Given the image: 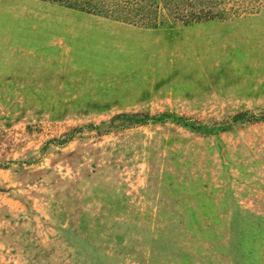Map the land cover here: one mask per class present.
Here are the masks:
<instances>
[{
	"label": "rangeland",
	"instance_id": "374dc122",
	"mask_svg": "<svg viewBox=\"0 0 264 264\" xmlns=\"http://www.w3.org/2000/svg\"><path fill=\"white\" fill-rule=\"evenodd\" d=\"M88 2L0 0V264H264V0ZM68 12L172 29L63 82L29 41Z\"/></svg>",
	"mask_w": 264,
	"mask_h": 264
},
{
	"label": "crops",
	"instance_id": "0c3cea01",
	"mask_svg": "<svg viewBox=\"0 0 264 264\" xmlns=\"http://www.w3.org/2000/svg\"><path fill=\"white\" fill-rule=\"evenodd\" d=\"M98 21L99 24L93 22V20L89 19L86 22H78L75 18L70 16V13H67L66 17H61L59 19L53 18H45L44 23L41 24V27H44V30L40 32L38 26L37 29V37L39 38V33H44L42 37V41H37V44H34L33 41L30 42V47L36 49L40 52L37 64L41 61L42 63V71L37 74L44 75L45 72L52 75H58L67 77L70 72H58L55 71L56 68L66 67V68H75L76 61L78 59V53H85V50H88L92 45V50L94 48L99 49H109V44H115V46L120 49L121 47L120 38L122 33L123 38H128L131 36V32L134 29L144 30V34L146 35H155L158 36L160 32L168 33L166 31H170L172 28H162V30L157 29L158 27H140L132 24L130 27L123 28V31L120 30L117 26L111 27L112 25H119L116 22H112L108 19H98L94 20ZM252 22V29L248 31V35L252 37V41L254 43L262 42L264 40V20H250ZM115 23V24H112ZM112 24V25H111ZM137 27V28H135ZM127 29V31H126ZM164 31V32H163ZM153 32V33H152ZM152 33V34H151ZM94 36V37H93ZM116 37V40L113 38V41L108 40V38ZM147 37V36H146ZM39 40V39H37ZM146 40V39H145ZM114 42V43H113ZM260 47V46H259ZM36 64V65H37ZM40 64V63H39ZM54 71H51V70ZM62 79V81H71L69 78Z\"/></svg>",
	"mask_w": 264,
	"mask_h": 264
},
{
	"label": "trees",
	"instance_id": "16d2710c",
	"mask_svg": "<svg viewBox=\"0 0 264 264\" xmlns=\"http://www.w3.org/2000/svg\"><path fill=\"white\" fill-rule=\"evenodd\" d=\"M60 1H62V0H60ZM64 2H65V4H67L69 6H77L80 9H85L87 11H94V10H100L101 11V8L97 7L96 3L90 4V2H88V0H85L84 2H87L89 4H85L84 2H78L77 0H74V1H66V0H64ZM102 10L104 11V9H102ZM192 13H193L192 15H190V14H189V16H185L184 15L182 17L184 18V20L188 21V20H192L194 17H195V19H197V17L199 18L202 15L201 12H197V13L192 12ZM136 15L137 14L135 12L131 16V18L125 17V19H129V21L136 23V22H138V20H140L142 18L141 15H139L138 18H136ZM141 23H143V22H141ZM145 24L146 25H144V26H146V27H155V26L158 25V23H145Z\"/></svg>",
	"mask_w": 264,
	"mask_h": 264
}]
</instances>
